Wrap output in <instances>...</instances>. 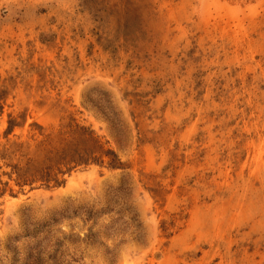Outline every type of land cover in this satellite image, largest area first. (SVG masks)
Instances as JSON below:
<instances>
[{
    "label": "rangeland",
    "instance_id": "374dc122",
    "mask_svg": "<svg viewBox=\"0 0 264 264\" xmlns=\"http://www.w3.org/2000/svg\"><path fill=\"white\" fill-rule=\"evenodd\" d=\"M76 125L120 164L20 185ZM14 143L0 264H264V0H0Z\"/></svg>",
    "mask_w": 264,
    "mask_h": 264
},
{
    "label": "trees",
    "instance_id": "16d2710c",
    "mask_svg": "<svg viewBox=\"0 0 264 264\" xmlns=\"http://www.w3.org/2000/svg\"><path fill=\"white\" fill-rule=\"evenodd\" d=\"M14 121H10L8 132L12 130ZM69 137L61 138L59 143H54V138L50 135L38 143L42 160L37 161L35 158L27 157L24 164L20 163L11 165V173L16 174L17 181L20 185L34 180L44 181L46 185L50 181L59 184L56 172H61V166H65L67 171H70L77 165L88 164L89 162L102 163V157L108 156L109 166L117 167L120 162L116 153L112 150H103L102 145L94 132L87 127H79L72 131L66 132ZM14 150L4 148L0 152L2 159H7L9 156L19 152L22 153L24 144L14 143ZM57 169V171H55Z\"/></svg>",
    "mask_w": 264,
    "mask_h": 264
}]
</instances>
